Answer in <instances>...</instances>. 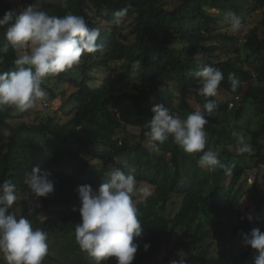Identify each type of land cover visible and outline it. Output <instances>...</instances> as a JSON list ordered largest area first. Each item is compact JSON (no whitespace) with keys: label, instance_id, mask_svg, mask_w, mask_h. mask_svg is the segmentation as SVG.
I'll return each mask as SVG.
<instances>
[{"label":"trees","instance_id":"obj_1","mask_svg":"<svg viewBox=\"0 0 264 264\" xmlns=\"http://www.w3.org/2000/svg\"><path fill=\"white\" fill-rule=\"evenodd\" d=\"M21 2L17 10L9 0H0V18L8 10L19 13L28 5L50 16L71 12L84 17L90 28H99L98 43L103 47L94 54H83L79 66L55 77L75 88L65 100L76 105L68 121L47 116L14 126L10 124L11 108L0 110V185L6 181L16 184L18 200L13 210L17 215L45 231L48 240L67 239L71 243L68 251L75 257L73 264H87L92 258L80 249L75 236V226L81 223L77 188L89 184L98 189L115 169L127 172V162L138 184L153 190L137 204L143 232L134 240L139 248L133 264L155 259L174 240L173 251L192 259L195 254L199 264H206L213 245L208 241L213 237L222 244L217 264H247L257 253L243 243V234L253 228L264 231V195L256 188L252 220L246 212L249 208L237 209L245 194L239 182L247 168L235 161L238 140L228 118L236 125L248 120L249 142L257 153L255 166L264 165V13L260 26L252 28L241 44L222 30L226 12H234L245 24L247 13L264 10V0H68L67 9L60 0ZM128 3L132 7L123 23L114 25L115 13ZM127 19L131 20L130 34ZM6 30L7 26L0 27V49L7 47L0 52V72L16 70V53L7 44ZM116 61H126L118 76L108 75L98 89L89 86L93 79L88 71L93 66L108 68ZM206 65L223 72L219 89L230 100L199 94L202 85L196 73ZM229 73L240 80L235 92L227 79ZM238 96L235 108L229 109ZM191 99L201 107L206 99L217 104L213 113H206L205 151H216L231 168L230 174L225 169L201 168L202 153H183L171 137L160 145L159 152L149 151L151 141L146 133L151 108L163 105L184 119L195 109ZM255 121L258 125L253 129ZM129 128L139 129V134H127ZM34 167L49 172L55 186L54 193L40 198L43 208L38 210L28 202L33 192L24 183ZM254 184H258L257 176ZM174 197L182 201L170 217ZM57 212L58 218H47ZM145 244L150 245L147 251ZM83 254L88 259L81 261ZM111 259L107 264H112ZM0 264L6 262L0 260Z\"/></svg>","mask_w":264,"mask_h":264},{"label":"clouds","instance_id":"obj_2","mask_svg":"<svg viewBox=\"0 0 264 264\" xmlns=\"http://www.w3.org/2000/svg\"><path fill=\"white\" fill-rule=\"evenodd\" d=\"M60 4L64 9L68 8V0H60ZM131 7L132 4L128 3L116 12L112 23L121 25ZM224 19L232 33H239L246 27L234 12H226ZM4 26H7V44L16 53V70L0 72V110L8 107L25 113L36 108L46 98L43 86L50 78L79 66L83 54H94L103 47L98 43L99 28H90L84 17L71 12L50 16L28 5L19 13L6 11L0 18V27ZM3 51H7V47L0 49ZM196 76L202 85L200 95L206 98L218 95L224 80L220 69L206 65ZM227 79L235 92L240 80L235 73H229ZM216 108L214 100L206 99L202 107L197 104L194 111L182 119L163 105H154L151 108L153 116L148 121L150 131L146 133L151 141L149 151L159 152L160 145L171 137L185 153H202L198 160L201 168L209 171L225 169L230 174L231 168L221 162L216 151L210 148L205 151L208 143L206 113L211 114ZM233 135L238 140V153L252 151L244 136L235 132ZM124 167L128 168L127 172L115 169L98 189L89 184L77 188L81 223L75 226L76 242L94 264H107L113 257L117 264H133L139 248L134 240L142 235L143 229L134 198L147 199L152 192L149 187L138 184L127 162ZM50 175L34 167L24 183L37 197L47 198L55 190ZM255 179V174L249 173L247 183L253 185ZM17 200L16 184L6 181L0 185V254L6 264H43L49 251L48 234L34 228L25 216L17 215L13 210ZM248 219L252 220V216L249 215ZM243 243L256 250L254 264H264V231L253 228L250 233L243 234ZM144 247L147 251L150 245ZM178 256L179 259L172 260L171 264H186V254L181 251Z\"/></svg>","mask_w":264,"mask_h":264},{"label":"rangeland","instance_id":"obj_3","mask_svg":"<svg viewBox=\"0 0 264 264\" xmlns=\"http://www.w3.org/2000/svg\"><path fill=\"white\" fill-rule=\"evenodd\" d=\"M11 3L14 4L15 8L17 10L21 9L22 7V2L21 0H9ZM214 13L216 11H213ZM263 11H257L254 12L252 14L247 13L245 19V28L243 31L239 32V33H232L230 30L229 25H226L223 27V32H227L233 36H235L240 44L244 42L246 35L251 31L252 28L260 26L261 20L263 18ZM130 19H127L126 22L127 24L130 23ZM126 24V25H127ZM132 31V29L130 28V24L126 26V32L128 34H130ZM126 64V61H116L110 64V66L108 68H101V67H97V66H93L89 71H88V75L93 79V82H89V86L93 87L94 89H98L100 87V85L102 84L103 80H105V78L108 77V75L112 74L114 76H118V74L122 71L123 66ZM78 80L82 79V75L78 74L77 75ZM44 90L46 92V98L43 102H47L49 103V106L46 107L43 102L40 103L36 108L25 112V113H20L18 111H16L14 108H11L10 111V124L12 125H17L22 121L25 122H33L36 119H39V117H53L56 119L57 122H66L68 121L70 118H72V112L75 108V104L74 103H65V100H67V98L71 95L72 92H74L75 88L69 84H65L62 82H59L57 78L53 77L50 78L44 87ZM221 100H230L231 97L229 94H227L226 92L222 91V90H218V95L216 96ZM191 104L196 107V102L194 99L190 100ZM176 107H178V100L176 103ZM174 115H179V114H174ZM182 119L183 117L181 115H179ZM248 116V115H247ZM228 120L231 121V126L235 129V132L238 135H242L245 137L246 141L248 143L250 140V135H248L249 133H247V127H248V120L247 119H243L241 121H239L238 125L234 124L232 122V118L229 117ZM257 120V119H256ZM257 121L254 122L253 125V129H255L257 127ZM8 134V133H6ZM127 134H139V129L137 128H129L128 129V133ZM124 134L121 132L120 136H123ZM149 140L146 141L145 143L148 145L149 144ZM183 153H185L183 151ZM187 154V153H186ZM257 153L256 151H254L252 149V151L250 153H246V154H240L236 151L235 154V161L237 163H240L241 165H243L244 167L247 168L246 172H245V176L242 177L241 181L239 182L240 186L241 184H243L242 187V191L245 193L244 196L240 199L239 204L237 205V209L243 210L245 208H249L247 212V215H252L255 206L257 204V196H256V188L259 190V192L264 195V165H260V166H255L256 161H257V157H256ZM230 165H233V163H231ZM249 173L251 174H255V176L258 177V184H251L250 182L247 183V178ZM229 183V181L227 180V184ZM141 186H147L145 184H139ZM148 187V186H147ZM150 188V187H149ZM239 188V187H238ZM237 188V189H238ZM151 192L153 191L150 188ZM50 196V195H49ZM48 196V197H49ZM41 197H37L34 193H32L30 195V197L28 198V202L30 203L31 207L34 210H38L43 208V203L40 200ZM136 205L141 202L142 198H134ZM181 198L178 197H174L171 201L170 207H169V216L173 217L174 214L178 211V209L180 208L181 205ZM59 214L57 213H53L51 217H47V218H58ZM46 218V219H47ZM217 237V236H215ZM214 238V237H213ZM211 238V240L208 241V243H213L212 247L210 248L209 252L210 255L208 256L207 260H206V264H217V252L221 249L222 244H220L219 242H216L215 239ZM49 241V251L47 256L45 257L43 264H65L66 261H69V264H73L74 263V255H72L68 250V246H70L71 243H69L67 241V239H63L62 237L60 238H51ZM175 240L169 245L166 246L164 245L160 252L158 253V256L155 259H152L150 261H147L144 264H171L172 260H177L179 259L178 253L177 251H173V244H174ZM78 255H80V253H77ZM168 255L170 257H168ZM84 258L80 259L81 261L84 259H88L86 254H83ZM195 256V257H194ZM194 258H190V256H188L186 254V264H199V261H196V255L194 254ZM0 260H3L2 254H0ZM64 262V263H63ZM111 263L112 264H117L116 258L113 257L111 259ZM76 264H79L78 262H76ZM87 264H94V260L93 259H89L87 260ZM247 264H254V256L251 257L249 259V261L247 262Z\"/></svg>","mask_w":264,"mask_h":264},{"label":"built area","instance_id":"obj_4","mask_svg":"<svg viewBox=\"0 0 264 264\" xmlns=\"http://www.w3.org/2000/svg\"><path fill=\"white\" fill-rule=\"evenodd\" d=\"M239 100H240L239 96H238V97H235V98H234V101L230 102V106H229V108H230V109L235 108L236 103H237ZM44 105H45L46 107H48V106H49V103L44 102ZM249 181H251V178L249 179Z\"/></svg>","mask_w":264,"mask_h":264}]
</instances>
